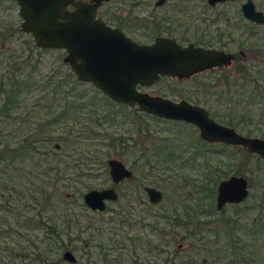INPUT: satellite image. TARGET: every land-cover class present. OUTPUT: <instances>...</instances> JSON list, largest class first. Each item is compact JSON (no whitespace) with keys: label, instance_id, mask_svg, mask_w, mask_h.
<instances>
[{"label":"rangeland","instance_id":"1","mask_svg":"<svg viewBox=\"0 0 264 264\" xmlns=\"http://www.w3.org/2000/svg\"><path fill=\"white\" fill-rule=\"evenodd\" d=\"M148 1L109 0L99 6L96 15L107 25L120 28L126 36L136 43L149 44L151 39L146 36L145 31H136L133 27V24H137L139 29H142L147 19L144 3ZM158 12L154 13L155 17L163 15L162 12ZM19 21L17 4L13 0H0V75L15 73L17 66H20L22 62H27L28 66L25 72L30 71L31 79L33 78L31 82H36L34 86L24 90L18 97L20 103L13 112L24 117L25 125H23L22 132L19 134H11L9 139L8 136H4L11 143L24 136L32 126L35 127L36 121L40 118L38 115L44 114V110L40 106L42 102L49 100V87L38 85L43 84L46 76L53 74L58 67L64 72L70 71L69 66L62 61L63 50L35 47L31 36L19 30ZM16 27H18L19 32H16ZM200 29L202 30L204 27L201 25ZM210 29L211 26L208 27V30ZM236 32L238 33L236 43L226 40L223 44L229 50L240 47L253 51L249 53L250 59L243 63L251 77H254L258 83L259 92H252V83H246L243 87L231 85L229 92L222 95L219 100H217L216 94L209 93L210 86L215 80L222 79V71L229 70L232 72L235 66L234 62L226 68L203 71L187 79L178 80L171 77H160L153 85L140 88V90L173 101L185 100L221 115L231 114L236 117L237 111H241L243 119L234 126L235 130L243 135L248 133V136L251 137H264V119L261 118V113L264 112V38L257 35H244L243 31L241 35L239 30ZM195 39L194 42H197ZM213 43L215 42L213 41L210 44ZM34 63L35 67L33 66ZM220 87L225 88L223 82L220 83ZM228 97L230 100L226 103L225 99ZM113 109L120 111L111 112L114 116L113 122L104 121L102 123L103 127H107L105 133L126 137L127 140L122 144L123 146L130 145L133 141L138 144L143 141L144 146L148 148V153H151L150 149L153 146H170L179 154L177 158L163 160L164 157H161L163 151L162 154L158 153L150 156L149 163H144L138 157L136 148L132 151L127 150V148L121 152L120 148L116 147L118 154H110L111 148L108 146L105 137H102V139L97 137L92 140L95 143H100V147L97 148L99 150L96 152L99 155L98 160L82 161L76 165L73 159L70 160L69 157L62 156L59 164L66 166V172L60 181L59 194L55 195L54 192V198L50 201L51 204L41 213L42 220L50 221L45 223L51 226L54 233L58 235V241H60L56 243V247L48 249L45 244L48 242L49 237L55 236L51 235L45 227L36 223L33 224L34 227H31L27 225L29 223L24 224L22 222L33 219L35 212L40 209L39 205L33 202L35 199L32 198L34 191L27 173L18 176L13 174L11 180L4 177L0 178L2 186L12 183L14 189V191L9 188L4 189V186L0 185V203L5 202L7 204V207H5L7 210L0 209V264H42L41 261L44 259V264L47 261L52 264H69L61 258V253L64 250H69L73 254L75 257L74 264H132L134 260L143 263L144 258H150L153 263L162 264L164 258L168 259L173 256V254H170V250L172 251L177 243L185 244L178 239L168 247L163 244L160 247L163 248L160 253H151V256H149L144 251L136 250L127 238L119 236L124 235L123 230L129 233L137 232L153 236L155 232L146 224V221L135 225L131 231L129 227H125L119 234L118 229H112L116 227V224L105 223L100 226V223L95 222L101 218L115 216L116 212L119 211L118 207L121 205H128L130 201L138 202L146 199L143 193L140 195L133 194L131 183L129 180H124L116 186L118 200L108 202L105 211L100 213L90 212L83 205L82 195L84 192L90 189L111 186L106 165L108 157L104 158L109 154L113 158L120 159L125 166L132 170L133 179L131 182L139 184V187L148 185L161 190L162 200L158 205L151 208L150 214L145 215L147 218L156 215L159 212L158 210L165 211L164 209L168 210L170 215L173 209L172 204L177 205L176 199L183 201V197H176V191L172 190L173 187H177L178 181L181 182L179 187H187L184 190V192L187 191V196H184L186 201L189 200L190 203L195 204L199 199L202 200V206L207 204L208 198L203 196L204 194L188 187H210L203 183L204 167L207 165L218 166V162H221L219 165L222 166L224 176L241 173L248 182V196L244 201L236 204L238 207L225 205L223 213L231 215L234 210L240 211L243 209L244 212L241 211L242 217L250 218L255 215V210L251 207L256 204L255 201L260 196L264 197V160L257 167L255 157L253 155L248 157L242 148L237 147L228 150V153H226V150L212 143H205L202 148L199 147L197 149L198 156L191 159V144H187L202 145L194 139L197 137V132L193 126L153 119L150 116L140 118V121L139 118L133 115L132 109H136V107L129 108L125 105L120 107L116 105ZM136 113L141 112L137 111ZM125 115H128V118H125ZM135 123H139V125ZM6 128L3 131L4 135L9 134ZM97 129L99 132L102 130L100 127H97ZM81 149L86 150L87 148L82 145ZM229 153L233 155V158L228 157ZM100 159H104L103 162ZM79 168H81L83 175L77 180L74 177L80 172ZM84 172L91 174L87 175ZM182 179H184L183 182ZM217 182L214 184V189ZM18 189L23 190L21 195L15 193L18 192ZM26 203H30L32 208H25ZM185 203L187 204V202ZM247 206L249 209L245 211L244 209ZM205 207L207 208V205ZM123 210L127 212L128 207H124ZM178 211L181 210L178 209ZM124 215H127V213ZM220 215L221 213L215 210V219ZM201 219H204V217L201 216ZM158 226H165L164 230L166 232L171 230L164 220L160 221ZM173 231L176 232V230ZM207 236L208 234L201 236L204 237L203 241L207 242ZM151 239L157 240L152 237ZM162 239L166 240L167 236L162 237ZM211 239L212 236L209 240ZM84 241H87V243L85 244ZM6 246L13 248L12 254L5 250ZM185 249L180 251L179 256L184 259L192 258V255L189 256L190 254ZM39 250L42 255L38 260L35 255L39 254ZM18 252L23 253L24 257L14 255Z\"/></svg>","mask_w":264,"mask_h":264},{"label":"trees","instance_id":"2","mask_svg":"<svg viewBox=\"0 0 264 264\" xmlns=\"http://www.w3.org/2000/svg\"><path fill=\"white\" fill-rule=\"evenodd\" d=\"M15 30L19 32L18 27ZM27 66V62H22L20 66L15 68V73L0 75V178L4 177L11 180L13 174L18 176L27 173L34 191L32 198L35 199L33 202H36L40 209L35 212L33 219H28L30 222H22L24 224L29 223L27 225L31 227H34L33 224L36 223L45 227L51 235L55 236L49 237L48 242L45 244L48 249L56 247V243L60 241H58V235L54 233L51 226L45 223L49 220H42L41 213L51 204L50 201L54 198V192L55 195L59 194L60 181L66 172V166L59 164L61 162L60 158L67 156L70 160L73 159L76 165L82 161L98 160L99 155L96 152L99 150L97 148L100 147V143L92 141L93 138L96 139L97 137L107 138L108 146L111 148L110 154H118L116 147L120 148L121 152L127 148L129 151L136 148L138 157L147 159L145 154L148 148L144 146L143 141L139 143L141 145L133 141L132 144L123 146L122 144L127 140L126 137L105 133L107 127H103L102 123L104 121L113 122L114 116L111 112L120 111H115L113 107L116 105L120 107L121 104H115L90 84L78 82L72 72L61 71L59 67L55 69L53 74L46 76L43 84L38 85L49 87V100L42 102L41 106L39 105L44 110V114L38 115L40 118L36 121L35 127L32 126L24 136L12 141V143L10 140H6V136L9 139L11 134L17 135L22 132V127L25 125L24 117L14 114L13 111L20 103L19 95L36 84V82H31L33 78L31 79L30 71L25 72ZM33 66L35 67V63ZM236 67L232 77L229 70L222 71V79L215 80L210 86L209 93L216 94L217 100L229 92L231 85L243 87L246 83H252V92H259V85L254 77L245 78L241 65L239 64ZM221 82H223L225 88L220 87ZM225 100L227 103L230 98L228 97ZM206 110L211 118L232 128L243 119L241 111H237L236 118L231 114L221 115L215 111ZM132 111L133 115L139 118L138 120L149 116L136 113V109H132ZM125 118H128V115H125ZM261 118L264 119V112L261 113ZM135 124L139 125V123ZM97 127L102 128L103 131L99 132ZM4 128L8 129L9 134L4 135ZM137 130L139 129L137 128ZM194 139L202 144L188 143L195 150L199 147L202 148L205 144L198 137ZM82 145H85L87 149H81ZM217 145L226 150V153H228V150L237 148L236 146ZM165 149L166 152H172V148H165L161 145L153 146L150 150L151 153L162 154L161 152ZM110 154L107 155L106 153L107 156L104 158H110ZM246 155L249 157L253 154L247 152ZM228 157L233 158V155L229 153ZM253 157H255V164L258 167L263 161L256 155H253ZM218 163L221 164V162ZM219 164L218 166H206L207 171L203 175L206 185L215 184L220 179L226 178L222 166ZM79 171L74 177L77 180L83 175L81 168H79ZM86 174L90 175L91 173ZM237 175L243 176L241 173ZM3 186L4 189L9 188L14 191L12 183ZM22 191L18 189V192L15 193L21 195ZM255 202L256 204L251 207L255 210V215L250 218L241 216V211L244 212L243 209L240 211L234 210L231 215H225L223 209L220 210L221 215L214 220V225L212 224L214 230L212 229L211 234L207 236V242L203 241V238L199 239L197 251L192 255V258L184 259L178 255L172 262L165 260V264H264V197L260 196ZM231 206L238 207L236 204ZM5 207H7L5 202L0 203V209L7 210ZM24 207L32 208L30 203H26ZM247 209H249L248 206L244 210L247 211ZM211 236L212 239L209 240ZM5 250H8L9 254L13 253L12 247L6 246ZM38 253L35 256L39 260L42 253L40 250ZM14 255L24 257L23 253L19 252ZM44 260L41 261L42 264H44ZM46 264H51V262L47 261Z\"/></svg>","mask_w":264,"mask_h":264},{"label":"water","instance_id":"3","mask_svg":"<svg viewBox=\"0 0 264 264\" xmlns=\"http://www.w3.org/2000/svg\"><path fill=\"white\" fill-rule=\"evenodd\" d=\"M13 1L20 18L19 30L29 34L37 48L63 50L62 61L78 82L88 83L111 101L136 107L141 113L191 124L205 142L240 146L264 158V138L238 133L211 118L199 105L140 90L153 85L160 77L183 79L209 68L228 65L231 54L192 45L180 46L168 38H156L149 44L136 43L96 15L99 6L108 0ZM106 165L111 185L131 176L130 170L117 158L107 159ZM111 187L86 191L82 195L84 204L91 210H103L104 201L116 199ZM247 187V179L241 175L219 180L215 195L217 209L244 201ZM144 190L151 202L160 200L156 189L146 186ZM62 256L74 261L70 252L65 251Z\"/></svg>","mask_w":264,"mask_h":264},{"label":"flooded vegetation","instance_id":"4","mask_svg":"<svg viewBox=\"0 0 264 264\" xmlns=\"http://www.w3.org/2000/svg\"><path fill=\"white\" fill-rule=\"evenodd\" d=\"M144 4L146 5L145 11L147 14L146 22H144L143 25L144 28L142 27V29H139L137 24H133V27L134 30L136 31L139 30L145 31L146 36L151 39V42H153L156 38H168V39H172L175 43H177L180 46L192 45L193 47L222 50L224 53L231 54L229 64L225 66L209 68L203 71L212 70V69L219 70L221 68H226L234 62L235 66L232 72H230L231 77L234 75V70L235 68H237L236 66L239 64L241 65V68L244 70V77L247 78L251 76L249 71H247V68L244 66L243 62L244 61L247 62L248 59H250L249 53L253 51H248L247 49H242L240 47L234 50H229L224 46L223 43L226 40L236 43L237 40L236 36L238 35V33L236 32L237 30H239L240 32L239 34L241 35L243 31L244 35L246 34L250 36L257 35L264 38V0H221V1H215L213 3H210L208 0H161V1L149 0L147 3L145 2ZM157 11L162 12L163 15H161L160 17H155L154 13H156ZM244 11L248 16L245 15ZM201 25L204 27V29L202 30L200 29ZM210 26L211 29L208 30V27ZM120 31L122 32L121 29ZM194 38H196L195 40L197 42H194ZM213 41L215 43L210 44ZM215 44L217 46L214 47L213 45ZM183 79H187V78H183ZM178 80H182V79H178ZM153 118L162 120L156 117ZM169 122L188 124L181 121H169ZM212 144H216V143H212ZM166 146L167 145H165V148L170 147V146L167 147ZM227 147H231V146H227ZM236 147H240V146H236ZM191 148L192 151L190 158L193 159L196 156H198L199 153H197L198 152L197 149L195 150L193 146H191ZM240 148H242L246 153L249 152L246 148L243 147ZM145 155L147 159H145L144 157L142 158V160L144 163H149L150 156L156 154L147 152ZM178 155L179 154L176 153L173 149L172 152H166L165 149L161 157H164L163 160H173L174 158H177ZM256 156L261 161L264 160V158H261L258 155ZM129 170L131 172V176L128 179H123L117 184L111 185L112 186L111 188L116 194V199L113 201H104L105 206L103 210L101 211L96 209L91 210L89 207L86 206V204H84L83 200L82 203L90 212H97V213L103 212L106 210L107 208L106 204L108 202H116L118 200L116 186L124 180H129V182L131 183L130 186L132 188V193L137 195L143 193L146 199L138 202L130 201L128 205H121L118 207L119 211L116 212L115 216H111L108 218L107 217L101 218L100 220H96L95 222L100 223V226H102L105 223H108L110 225L116 224V227L112 226L115 227L112 229H118V234H119L120 232H122L123 228L125 227H129L131 231V229L135 227V225L140 224L143 221H146V224L151 228L152 231L155 232L153 236H148L141 233L139 234L137 232L129 233L126 232L125 230H123L124 235L123 236L119 235V236H121V238L122 237L127 238L133 244L136 250L142 252L144 251V253L149 256H151V253L152 254L160 253L161 249H163L160 247L163 246V244L166 247H168L170 244H173V242H175L178 239L180 241H183L185 244L181 242L177 243V245L172 249V251L170 250V254H173V256L168 259L164 258L162 264H165L164 262L165 260L168 262L174 261V258L178 256L180 251L184 250L185 248H186L185 251H187L190 255H194L195 251H197L199 239L204 238L201 236H204L205 234L209 235L211 234V230L212 229L214 230L212 224L214 225L215 222L214 221L215 210L220 211L224 209L225 205H232V204H225L221 206L220 209H217L216 200H215L216 186L214 189V184H207L210 187H188V188H192V190H196L197 192L200 191L202 194H204L203 196L208 198V202L207 204H205L207 205V208L205 207V205L202 206V200L200 201L199 199L197 202L194 201L195 204L194 203L192 204L190 203L189 200L186 201L184 199V196H187V191L184 192V190L187 187H179V184H181V182L179 183L178 181V185H176L177 187H173L172 190L176 191V197L182 196L183 201L176 199L178 206L172 204L173 209L170 215L168 214V210L164 209L165 211L158 210L159 212L156 215L152 216L151 218H147L145 217V215L150 214L151 208H153L155 205H158L161 202L162 192L161 190L152 186L145 185L143 187L142 186L139 187V184L135 182H131V180L133 179V172L131 169ZM206 171L207 168L204 167V173ZM183 181L184 179H182V182ZM205 182L206 181L204 178V182H203L204 185ZM146 186L150 188H154L160 192L161 198L159 201L157 202L150 201L148 194L144 190ZM213 196H214V204H213ZM184 202H187V204L186 203L184 204ZM126 206L128 207L127 212L123 210V208ZM178 209H180L181 211H178ZM125 213H127V215H124ZM201 216L204 217V219L200 220ZM162 220H164L166 224L168 223L169 225L168 228H171L170 231L166 232L164 230L166 228L165 226H160V227L158 226L159 222ZM173 230H176V232ZM164 236H167L166 240L162 239V237ZM151 237L157 240H153L151 239ZM84 243L86 244L87 241H84ZM65 251L70 252L69 250L62 251L61 253L62 260L68 262L69 264H74L75 257L71 252L70 254L74 258L73 262L63 258L62 254ZM105 263L107 262L105 261ZM132 264H156V263H153V260L150 258H144L143 263L134 260Z\"/></svg>","mask_w":264,"mask_h":264}]
</instances>
